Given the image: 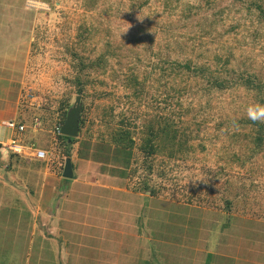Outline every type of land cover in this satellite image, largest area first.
<instances>
[{
    "label": "rangeland",
    "instance_id": "rangeland-1",
    "mask_svg": "<svg viewBox=\"0 0 264 264\" xmlns=\"http://www.w3.org/2000/svg\"><path fill=\"white\" fill-rule=\"evenodd\" d=\"M141 1L26 0L28 8L40 12L32 36L33 45L24 78L26 83L23 93L24 107L31 110L30 113L35 114L37 108H44L43 111L50 112L56 110L64 98H70L73 104L77 96L76 84L69 78L76 70L71 63L72 54L68 51V47H76L78 52L85 56H94L105 48L107 40L113 42L116 54L107 72L100 73L87 90L89 95L85 102L88 107H95V104L100 101L110 104L117 95L122 96L123 90L117 87L114 77L122 71V66H125L123 63L133 61L136 54H139L138 52L146 46L149 48L148 54H151V50H159L163 54H170L181 59L191 57L194 61L207 60L214 63L215 55L228 56L225 60H229L231 68L235 67L240 71L254 73L264 82V21L258 17L254 8L251 11L248 10L246 5L250 0H148L147 3L139 5ZM188 4L192 6L193 12L187 18ZM26 11L22 10L17 14L18 19L10 24L13 28L21 30L29 21L30 14L33 15V12ZM139 17L144 18L141 20ZM200 23L206 31L201 29ZM127 28L129 29L120 35L121 30ZM11 32L13 33L14 29ZM21 34L20 31V36ZM8 43L9 41H6L2 44V51L10 50L9 53H12V45L8 46ZM151 56L154 58L152 54ZM98 80H105L107 83L102 84ZM149 87L155 91L152 84ZM100 91L111 94L101 98L97 93ZM116 100L119 102L118 98ZM257 101L259 99L256 97V91L247 89L241 84L213 94L211 104L215 118L205 126L206 132H202L195 139V144L200 145L203 142L206 150L200 146L191 151L187 158H172L171 162L167 155H155L152 161L153 168L165 167L168 173L167 177L159 178L157 181L162 184V189L156 194L151 195L152 187H150L145 191L136 188L142 193L137 196V199L132 200L118 192L114 195L103 196L105 197L103 201L115 197L109 207L114 206L118 211L115 215V223L120 228L123 230L130 228L135 234L145 232L142 235L139 234V237H132V240H136L138 244L141 240L145 241L146 246L152 248L155 256L161 252L162 248L163 252L168 254L169 257L166 260L169 262H163L160 258L156 260L155 257L152 264H248L238 263V256L246 254L247 246L258 245L264 248V236H260V232L256 233L264 229L263 224L262 226L257 221L244 219L241 216L234 218L231 216L233 213L230 212L229 214L224 213V218L223 213L220 214L222 210L228 211L224 201L229 200L235 212H245L247 216L255 214L264 216V152L252 161L242 164L233 155L246 154L244 142L240 140L233 145L231 142L228 144L224 133L218 138L223 127L219 128L217 125L221 119L227 117L229 119L248 118L247 108L249 105L259 104ZM123 105L120 104V106ZM176 111L179 113L178 109ZM174 112L171 108L167 110L156 107L142 108V114H146V117L157 114L170 116L172 113L174 115ZM92 118L99 120V116L96 115ZM52 121L53 119L47 120V125L42 124L44 120L41 118V125L51 130L54 128ZM28 123L31 122L28 121ZM83 133V130L80 131L78 141L87 140ZM40 135L46 136V139L40 140L36 137L34 141L39 147L46 148L49 146L51 132L41 131ZM54 136L57 135L54 134ZM58 140L56 138L52 147L48 148L53 150L54 155L60 151L59 149L56 152L57 145L60 143ZM78 141L71 149L77 169L81 167L78 175L83 182H93L94 185L100 182L105 183L101 174H98L100 168L97 164L80 160L77 157ZM95 142L96 139L92 138L91 144L95 145ZM96 154L103 157L100 152ZM53 156L50 167L58 178H61L62 171L59 173L55 170L56 162H53ZM20 158L21 160L16 164L28 165L23 157ZM177 163L178 166L175 167ZM0 164H2L1 161ZM223 167L225 172L216 174V171ZM108 168L111 170L112 167ZM153 175L156 173L154 172ZM43 178L42 174V180ZM193 178L204 180H192ZM127 179L125 182H131L132 187L134 184L140 186L141 180L139 182L136 176ZM258 182L262 184V190L257 192L256 189L250 187ZM74 191L68 195L72 198H81V192ZM95 191L97 192V189ZM95 191L92 190L90 193L94 194ZM13 198L16 199L15 196ZM124 200H131L130 205ZM73 204L78 207L75 202ZM7 206L2 207L0 215V219L8 218L3 222L7 224H3L5 230L3 231L4 236L0 237V253L6 251L7 246L9 249L16 248L20 252V257H24L25 252L27 264H37L36 250L40 240L38 234L34 236L36 241L30 245L32 247H27L28 243L26 245L22 237L15 238L14 236L15 232L18 234L22 230L21 209L24 204L23 206L12 204L8 209ZM97 207V202H94L92 209ZM207 208H214L217 212ZM106 210L105 207L104 211ZM123 213L130 214V220L121 216ZM243 221L248 224L249 230L241 228ZM44 222L46 220L41 218L40 224H42L43 232L40 235L49 238V234L53 233V228L50 225L52 229L50 232ZM18 223L20 226L17 231L12 226ZM254 226L257 227L256 231L253 230ZM148 233L153 236V239L144 240ZM241 234H244L242 235L244 239L241 238ZM157 237L162 239L161 244L157 242ZM18 238L21 244L16 246L11 245L12 242L8 243L13 240L18 241ZM54 239L57 238L54 237ZM78 239L68 240V247H73V243H76L74 241ZM112 239L115 242L120 238L113 236ZM132 240H129V244H136ZM60 241V239L58 242L47 239L43 243L41 264H55V261L56 264H62L63 260L59 259V250L64 247L58 244ZM122 241L121 245H124V240ZM241 241L244 243L241 244ZM125 244H127L126 240ZM240 244L246 247H240ZM22 247L26 251L21 249ZM237 249L244 250V254L237 252L235 258L224 256ZM257 254L261 255L259 264H264V252L260 251Z\"/></svg>",
    "mask_w": 264,
    "mask_h": 264
},
{
    "label": "trees",
    "instance_id": "trees-1",
    "mask_svg": "<svg viewBox=\"0 0 264 264\" xmlns=\"http://www.w3.org/2000/svg\"><path fill=\"white\" fill-rule=\"evenodd\" d=\"M147 2L148 0H142L139 5ZM246 6L249 11L254 8L258 17L264 21V0H250ZM186 9L188 18L193 9L189 4ZM199 26L202 30L204 29L202 23ZM87 38L89 39L90 35ZM113 46V42L107 40L105 48L94 56H85L78 52L76 47H68V51L72 54L71 63L76 70L69 79L76 84V94L82 96L80 131L83 130L87 139L83 146L85 150L82 151H94L97 161L112 159L123 171V177L132 179L136 176L141 183L140 186L134 184L135 189L145 191L152 187L151 195L162 189V184L157 181L159 178L167 177L168 173L165 167L153 168L152 161L155 155H167L171 162L172 158H187L191 151L200 146L206 150V145L203 142L200 145L195 144V139L215 118L211 104L213 94L241 84L247 89L256 91V97L259 99L257 102L264 105V82L254 73L231 68L229 60H225L228 56L215 55V61L212 63L207 60L194 61L191 57L181 59L170 54H163L159 50H151L154 56L152 58L146 46L138 52L139 54H136L133 61L123 63L125 66H122V71L114 77L118 82H116L117 87L123 90L122 96L117 95L110 104L100 101L95 104V107H88L85 102L89 95L87 90L94 83V79L99 77L100 73H106L110 67L116 54ZM98 81L102 84L107 83L105 80ZM151 84L155 91L149 87ZM97 93L102 98L110 92ZM121 103L124 105L120 106ZM70 106V98H64L56 110L50 112L43 111L44 108H37L35 114L40 116L39 118H42L43 124L46 125L47 120L53 119L54 129H56L65 122ZM145 107L165 110L171 108L175 112L170 116L157 114L146 117V114H142V108ZM94 115L99 116L98 121L92 118ZM217 125L219 128L223 127L222 132L218 133V138L224 133L228 144L231 142L233 145L240 140L244 142L246 154L233 155L242 164L252 161L264 152V122L253 121L246 117L230 119L227 117L221 119ZM56 135L60 142L57 143L56 152L59 149L60 151L53 154L52 160L56 162L55 170L63 173L64 155L72 158L71 149L79 138H72L69 141V137L62 133ZM92 138L96 139L95 145L91 144ZM97 152L103 154V157L100 158ZM174 166L177 167L178 163ZM154 172L156 175H153ZM224 172L223 167L218 169L216 174ZM250 188L258 192L262 190V184L258 182ZM224 202L225 205L227 204L228 212L230 210L235 212L229 200Z\"/></svg>",
    "mask_w": 264,
    "mask_h": 264
},
{
    "label": "crops",
    "instance_id": "crops-1",
    "mask_svg": "<svg viewBox=\"0 0 264 264\" xmlns=\"http://www.w3.org/2000/svg\"><path fill=\"white\" fill-rule=\"evenodd\" d=\"M31 9L26 6V0H0V141L13 135V128L7 125L9 122L25 123L27 127L24 132V140L26 142L37 143L34 141L36 137L40 140L46 139V136H39V132H51L49 146L46 147L48 149L52 147V143L56 139L54 128L50 130L44 125L35 128L33 121L38 116L30 113L31 110H27L23 103V93L26 84L24 78L26 77L31 46L33 45L32 36L39 20L38 13L40 12L39 10ZM22 10L32 11L33 15L30 14L29 21L26 22L21 30L15 29L10 24H12L13 20L18 19L17 14ZM13 29L14 32L12 33ZM20 31L22 32L21 36ZM26 32L28 33L27 35L24 34ZM6 41H9L8 46L12 45V53H9L10 50L8 52L2 51L1 46ZM28 121L31 122V125ZM84 145V141H78L76 147L77 157L80 160H87L89 163L97 164V167L100 168L98 174H101L105 183L100 182L94 185L93 182H83L78 175V171L81 172V167L77 169L75 157H72L75 177L65 178L62 173L61 178H58L50 167L51 159L41 161L23 157L28 165H18L16 162L21 160L20 157L22 156L0 149V161L2 162L0 164V215L3 206L8 205L6 207L8 209L12 204H22V206L24 204L21 209L23 215L22 230L18 234L14 233L15 238L22 237L26 242L25 244L27 245L28 243L27 247H29L35 243L34 236L38 234L40 240L36 250L37 264H41L43 261L40 260L43 252L41 246L47 239H52L56 242H58V239L61 240L58 244H61L60 246L64 247V249L59 250L60 254H58L59 259L63 260L62 264H152L155 261V257L157 258L156 260L160 258L163 262H169L166 260L169 256L166 252H163L164 249L162 247L163 250L161 249V252H158L157 256H155L152 248L146 246L145 241L144 243L141 240L138 244L136 240H132V237H139V234L142 235L145 232H137L135 234L130 228L123 230L115 223V215L118 214V211L114 206L109 207L115 197H110L107 201H103V198H105L103 196L114 195L115 192H118L132 200L137 199V196H140L142 192L135 190L131 182H125L128 180L127 177H123V171L118 168L119 166L112 159L109 161H104V159L97 161L96 157H94V151H82L85 150ZM64 157L66 162L67 157L65 155ZM110 166L112 167L111 170L108 168ZM83 171L86 172L85 170ZM42 174L44 175L43 180ZM95 189H97V192ZM92 190L95 191L94 194L90 193ZM71 191L81 192V198L70 197L68 194ZM14 196L16 199L13 198ZM18 199L21 200L19 201ZM131 200L124 201L130 205ZM94 202H97L98 205L96 209H92ZM105 207L107 208L106 211H104ZM207 209L217 212L214 208ZM226 212L228 214L229 212L233 213L231 216L234 218L241 216L244 219L257 221L259 224L264 225V216L262 214L247 216L245 212L222 210L220 214L223 213V218ZM121 216L130 220V214L128 213H123ZM41 218L44 221L46 220L44 223L47 224L49 231L52 230L51 227L53 228V233L49 234V238L40 235L43 232V229H41L42 224H40ZM7 219H0V237L4 236V225L7 223L3 222ZM239 223L241 222L239 221ZM19 226L18 223L13 225L12 228L18 231ZM248 227V224L243 221L241 228L249 230ZM253 230L256 231L257 227L254 226ZM257 232H260V236H264V229ZM242 235L244 234H241V238L244 239ZM113 236L120 239L113 242ZM54 237L57 239H54ZM75 238L79 239L74 241L76 243H73V247L69 248L68 240ZM148 238L153 239V236L148 233L144 240ZM122 240H124V245H121ZM125 240L127 244H125ZM129 240H132L137 245L134 243L129 244ZM157 242L161 244L162 239L157 237ZM8 243L16 246L21 244L19 238L18 241L13 240ZM242 243L244 242L241 241ZM241 244L240 247H246ZM183 246L186 245L183 244ZM21 249L26 251L23 247ZM260 251L264 252V248L258 245H248L245 250L246 254H244V250L237 249L233 253L224 254V256L235 258L237 252H242L244 255L238 256V263L259 264L261 255L257 253ZM19 253L16 248L9 249L7 246L6 251L2 252V254L0 253V262L2 264H27L25 252L24 257H20ZM232 254L235 255L233 256ZM44 261L46 262L45 259Z\"/></svg>",
    "mask_w": 264,
    "mask_h": 264
},
{
    "label": "built area",
    "instance_id": "built-area-1",
    "mask_svg": "<svg viewBox=\"0 0 264 264\" xmlns=\"http://www.w3.org/2000/svg\"><path fill=\"white\" fill-rule=\"evenodd\" d=\"M13 128L14 132L11 137L0 141V149L8 151L10 153L18 154L26 159L35 160H49L52 157L53 151L47 148H42L35 142H26L24 140V132L26 131L25 123H13L9 122L7 124ZM41 119L35 117L33 121V126L35 128L40 127ZM56 134L61 133V126H57L55 129Z\"/></svg>",
    "mask_w": 264,
    "mask_h": 264
},
{
    "label": "water",
    "instance_id": "water-1",
    "mask_svg": "<svg viewBox=\"0 0 264 264\" xmlns=\"http://www.w3.org/2000/svg\"><path fill=\"white\" fill-rule=\"evenodd\" d=\"M83 108L82 96L77 95L75 101L68 108L67 116L65 122L61 125V133L69 137V141L72 138H78L80 135V125H81V111ZM63 176L65 178H74L73 161L71 157H67Z\"/></svg>",
    "mask_w": 264,
    "mask_h": 264
},
{
    "label": "clouds",
    "instance_id": "clouds-1",
    "mask_svg": "<svg viewBox=\"0 0 264 264\" xmlns=\"http://www.w3.org/2000/svg\"><path fill=\"white\" fill-rule=\"evenodd\" d=\"M145 16H147V15H145ZM139 18L142 20L144 17L143 18L139 17ZM129 28L122 29L120 35L122 33L126 32ZM247 117L253 121L264 122V105H261V104L249 105V107L247 108ZM53 154H52V156H53ZM201 179H203V178H193L192 180H201Z\"/></svg>",
    "mask_w": 264,
    "mask_h": 264
}]
</instances>
